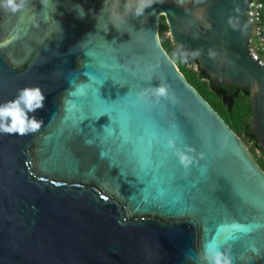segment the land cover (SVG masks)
Masks as SVG:
<instances>
[{"label":"water","instance_id":"1","mask_svg":"<svg viewBox=\"0 0 264 264\" xmlns=\"http://www.w3.org/2000/svg\"><path fill=\"white\" fill-rule=\"evenodd\" d=\"M248 1L159 0L143 17L125 0L0 10V103L24 87L46 95L39 132L0 134V264H207V246L264 264V171L159 38L162 17L173 46L201 50L211 81L249 90L264 152ZM161 84L157 102L146 90ZM170 139L195 149L187 169Z\"/></svg>","mask_w":264,"mask_h":264},{"label":"clouds","instance_id":"2","mask_svg":"<svg viewBox=\"0 0 264 264\" xmlns=\"http://www.w3.org/2000/svg\"><path fill=\"white\" fill-rule=\"evenodd\" d=\"M29 2L30 0H0V10L15 15L26 11ZM157 2L159 0H136L133 10L129 0H125L124 8L125 12L133 17H143L145 10L151 8ZM46 3L47 0H41L42 6H46ZM77 8L79 9L78 18L83 19L85 16L83 7L77 5ZM117 15L119 16L120 14L117 13ZM210 55H214V53L210 52ZM200 56L201 50L196 49L191 52L190 56L185 52L181 58L184 62H187L189 58L196 60ZM146 92H150L157 102H159L160 98L167 99L169 97V88L166 84L147 89ZM45 100V92L39 86H32L19 89L13 99L0 103V134L25 137L39 132L44 125V121L37 119L34 114L37 110L45 108ZM167 147L173 150L180 163L186 169L192 164L194 156L191 154L195 152L194 148L185 144L183 149H181L173 139L168 140ZM204 259L207 264H233L231 254L221 250L219 247H205Z\"/></svg>","mask_w":264,"mask_h":264},{"label":"trees","instance_id":"3","mask_svg":"<svg viewBox=\"0 0 264 264\" xmlns=\"http://www.w3.org/2000/svg\"><path fill=\"white\" fill-rule=\"evenodd\" d=\"M181 3L186 0H177ZM194 2L196 0H193ZM168 27L162 17L159 19V38L170 58L184 75L187 82L211 105L225 123L237 134L248 148L250 154L264 171V152L250 133V101L247 88L232 87L231 93L225 86H218L198 68L197 62L181 58L182 51L173 46L167 36Z\"/></svg>","mask_w":264,"mask_h":264},{"label":"built area","instance_id":"4","mask_svg":"<svg viewBox=\"0 0 264 264\" xmlns=\"http://www.w3.org/2000/svg\"><path fill=\"white\" fill-rule=\"evenodd\" d=\"M245 18L251 27L247 42L248 55L264 67V0H249Z\"/></svg>","mask_w":264,"mask_h":264},{"label":"flooded vegetation","instance_id":"5","mask_svg":"<svg viewBox=\"0 0 264 264\" xmlns=\"http://www.w3.org/2000/svg\"><path fill=\"white\" fill-rule=\"evenodd\" d=\"M187 1V0H186ZM188 1H193V0H188Z\"/></svg>","mask_w":264,"mask_h":264}]
</instances>
